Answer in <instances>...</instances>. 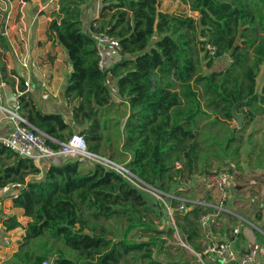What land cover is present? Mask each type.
Returning <instances> with one entry per match:
<instances>
[{
  "label": "trees",
  "instance_id": "obj_1",
  "mask_svg": "<svg viewBox=\"0 0 264 264\" xmlns=\"http://www.w3.org/2000/svg\"><path fill=\"white\" fill-rule=\"evenodd\" d=\"M98 1L59 0L47 26L48 40L71 62L62 94L70 115L39 107L8 69L10 45L0 32V80L13 90L19 81L30 126L60 143L81 134L90 153L181 198L188 182L212 172L233 180L264 169V133L255 127L264 116V84L256 87L264 0H176V12L161 0H100L99 17L89 21ZM102 34L115 39L113 47H99ZM223 58L229 64L214 69ZM234 114L242 127L232 126ZM7 188L29 222L18 251L1 264H200L172 245L175 227L202 251L201 218L211 208L185 202L180 211L181 202L169 199L173 225L160 201L97 162L55 158L43 170L0 144V189ZM1 222L7 232L23 227L16 215Z\"/></svg>",
  "mask_w": 264,
  "mask_h": 264
},
{
  "label": "crops",
  "instance_id": "obj_2",
  "mask_svg": "<svg viewBox=\"0 0 264 264\" xmlns=\"http://www.w3.org/2000/svg\"><path fill=\"white\" fill-rule=\"evenodd\" d=\"M4 4L2 22L5 28L1 33L10 45V51L7 52L11 60L7 63L8 69L15 71L18 77L30 83L27 91L33 93L44 112L64 111L70 115V109L62 96L70 67L65 64L67 55L61 46L49 41L46 36L51 17L59 9L58 0H4ZM100 7L99 0L87 11L86 18L89 21L98 18ZM112 58L117 61L119 56L114 55ZM18 84L17 80L14 90L10 86L6 87L5 97L9 102H13L14 94L19 90ZM47 163L36 164L44 170ZM203 183L204 177L196 179L190 191L185 192L186 200L191 203H215L217 197L207 193ZM7 190L13 189H5ZM263 201L264 169H252L238 174L231 184L228 213L223 224L226 229L222 226V232L213 234L219 237L218 239L232 238L231 232L239 228L240 234L236 237L235 244L240 251H250L255 255L254 264H264V211L261 208ZM14 209L23 213L20 209ZM203 234L205 244L208 239L206 233Z\"/></svg>",
  "mask_w": 264,
  "mask_h": 264
},
{
  "label": "built area",
  "instance_id": "obj_3",
  "mask_svg": "<svg viewBox=\"0 0 264 264\" xmlns=\"http://www.w3.org/2000/svg\"><path fill=\"white\" fill-rule=\"evenodd\" d=\"M95 26H97L95 24ZM99 47H113L115 39L106 35L98 36ZM99 66L103 68L105 62L104 49L100 50ZM8 85L0 82V144L16 153L19 157L32 158L36 163L48 162L55 158H75L82 164L97 162L108 169L114 170L133 186L148 193L150 196L160 201L167 215L174 225L173 209L169 204V199L180 201L179 210H185V202H189L186 198H181L174 194H166L165 192L152 187L134 175L125 164H118L110 159L102 158L90 153L84 136L81 134H73L67 142L60 143L49 138L42 132L36 131L30 126L27 119L20 113V104L18 96L22 93L18 90L14 94L13 102H9L5 97V89ZM26 89L30 83L25 82ZM58 144V147L51 145L48 140ZM177 167L180 165L177 163ZM232 177L227 172H212L204 177V189L207 193L217 197L215 203H207L206 201H198L192 203L194 206L203 207V209L211 208L212 212L202 216L201 223L203 232L207 235V241L202 251H194L183 239L175 227L174 242L176 246L190 253L197 258L200 264H254L255 255L250 251H240L235 239L240 234V229L235 228L232 232V238L218 239L213 236L211 229H218L225 222V215L228 213L227 205L230 200V190ZM5 189H0V204L5 194ZM16 195L10 196L11 199ZM191 203V202H190ZM264 211V201L261 205ZM44 264H48L45 262Z\"/></svg>",
  "mask_w": 264,
  "mask_h": 264
},
{
  "label": "rangeland",
  "instance_id": "obj_4",
  "mask_svg": "<svg viewBox=\"0 0 264 264\" xmlns=\"http://www.w3.org/2000/svg\"><path fill=\"white\" fill-rule=\"evenodd\" d=\"M161 1H162V9L163 10L169 9L171 11L176 12L180 7V4L176 0H161ZM58 2H59V0H58ZM4 5H5L4 0H0V13H1L0 14V32L3 31V28H5V24H4V22H2V20H3L2 14L5 11ZM53 17H54V14L52 15L51 18L53 19ZM46 31H47V28H46ZM7 55L8 54L6 53V56H5L6 64L11 62L10 57ZM66 63L67 62L65 61V64ZM228 64H229V59L223 58V59H220L219 61H216L213 65V68L214 69H221V68L226 67ZM263 84H264V65L262 66L261 72H260V74L256 80V87H257L258 92L261 91ZM232 126L239 128L238 123L236 121L232 122ZM255 127L260 129L261 133H264V116H262L258 119V121L255 124ZM253 128L254 127H252V129ZM259 138H260V135H257L256 139L258 140ZM260 140H261V138H260ZM253 170H255V169H253ZM248 171H250V170H248ZM193 182L194 181L188 182V187H186V190H184V191H187V192L190 191V187L193 186ZM9 195H10V190L9 191L7 190L2 197V202L0 204V264L3 261H5L6 259H8L9 257H11L15 252L18 251V249L20 247V243L23 241V237L25 236L24 227H26L28 222H29V219L24 217L23 214L17 212L13 208V201ZM3 215H10V216L16 215L18 217V220L21 221L23 227L17 228L15 230H12L9 232L5 231V229L3 228V223L1 222V217ZM173 220L175 221L174 218H173ZM171 244H172V242H171ZM172 245L176 246L175 243H173ZM176 247H178V246H176ZM184 253H185V257L192 259V257L190 256L191 255L190 253H187L186 251H184ZM190 264H194L192 262V260H190Z\"/></svg>",
  "mask_w": 264,
  "mask_h": 264
},
{
  "label": "water",
  "instance_id": "obj_5",
  "mask_svg": "<svg viewBox=\"0 0 264 264\" xmlns=\"http://www.w3.org/2000/svg\"><path fill=\"white\" fill-rule=\"evenodd\" d=\"M69 64L71 65V62H69ZM234 116H235V118H236V121H237V123H238V126H239V127H242V125H243V117H242V116H237V115H235V114H234Z\"/></svg>",
  "mask_w": 264,
  "mask_h": 264
}]
</instances>
